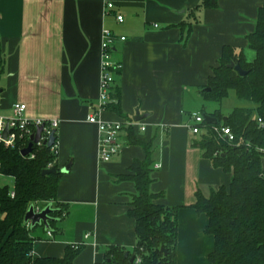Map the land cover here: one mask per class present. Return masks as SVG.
I'll list each match as a JSON object with an SVG mask.
<instances>
[{
    "label": "crops",
    "instance_id": "crops-1",
    "mask_svg": "<svg viewBox=\"0 0 264 264\" xmlns=\"http://www.w3.org/2000/svg\"><path fill=\"white\" fill-rule=\"evenodd\" d=\"M201 1L0 0V47L6 61L0 115H11L20 103L30 118L60 121L57 165L70 166L57 192L67 212L52 233L34 230V257L62 258L74 246L82 248L74 264H102L109 248L135 249L136 223L128 213L136 186L120 178L148 154L132 143L133 135L152 145L150 190L163 194L156 203L180 208L178 264H212L215 239L205 234L207 216L193 206L198 195L208 198L228 188L232 173L203 156L195 146L199 136L188 125L204 100L199 88L210 84L224 48L242 53L248 63L255 60L247 37L264 0H218L217 8L197 10ZM108 3L115 7L108 10ZM105 30L117 38L112 59L120 68L113 72L111 101L99 112ZM116 105L122 115L113 110ZM92 114L111 122L140 116L138 122L147 128H124L120 153L100 164L99 132L88 123ZM15 184L0 172V187Z\"/></svg>",
    "mask_w": 264,
    "mask_h": 264
},
{
    "label": "trees",
    "instance_id": "trees-1",
    "mask_svg": "<svg viewBox=\"0 0 264 264\" xmlns=\"http://www.w3.org/2000/svg\"><path fill=\"white\" fill-rule=\"evenodd\" d=\"M218 0H202L197 10L217 8ZM255 30L247 37L248 45L256 53L252 63L246 62L242 53L226 47L207 87L199 88L205 101L221 104L233 91L242 106L236 107L228 117L220 110L202 113L216 119L217 126L230 127L236 136L235 145L216 138L208 130L199 135L195 146L203 156L211 160L215 168L232 173L230 186L211 192L210 196L198 195L193 208L205 214L208 225L205 234L215 239V247L209 255L212 264H264V5L258 10ZM185 27V24H181ZM190 34V30L188 31ZM240 64L248 72L244 77L228 66ZM6 72V61L0 47V83ZM211 91L206 92L205 89ZM1 90V88H0ZM119 106L113 110L122 115ZM262 119L263 125L258 123ZM133 144L147 151L144 161H135L130 174L120 179L135 183L136 194L132 197L130 218L136 223L137 244L132 251L112 247L105 252L102 264H178V215L180 208L159 205L156 201L163 194H154L150 186L154 179L152 145L130 135ZM250 144V147L246 145ZM25 144L14 148L0 144V172L15 181L13 189L0 187V264H74L81 247L69 246L62 258L34 257V230L44 228L48 233L67 212L66 206L57 201L60 181L64 177L57 165V156L46 146L34 147L31 156L23 157ZM57 168L56 174L43 175V171ZM50 168V169H51ZM14 194V197L11 194ZM47 202L54 211L49 228L31 227L25 216L31 206ZM45 207H40L41 209ZM163 250H166V254ZM128 253V257L125 254ZM135 261L131 262V258Z\"/></svg>",
    "mask_w": 264,
    "mask_h": 264
},
{
    "label": "built area",
    "instance_id": "built-area-1",
    "mask_svg": "<svg viewBox=\"0 0 264 264\" xmlns=\"http://www.w3.org/2000/svg\"><path fill=\"white\" fill-rule=\"evenodd\" d=\"M115 7L113 3H108L107 9L112 10ZM117 21L123 23L122 16H117ZM102 36L101 44V57H102V76L100 84L99 96V112H104L111 101V92L113 90L115 79L113 72L120 68L113 59L112 54L115 51V43L117 38L109 30H105ZM121 41H125L124 37L120 38ZM27 106L25 104H14L12 113L9 116L0 115V144H3L7 148H14L19 142L25 144V148L31 142V137L37 133L38 128L43 127L42 139L34 147L42 148L47 146L50 137L54 131H57L60 121L58 120H45L41 118H30L26 115ZM192 124L188 127L195 135L204 134L207 130V124L204 115L195 113L191 115ZM88 123L96 125L99 132V144H98V158L99 163L110 162L114 157L120 153L123 144L120 142V134L124 128H138L142 131L146 130V126L135 120H127L122 122L105 121L98 114H92L88 117ZM258 123L263 125L262 119H258ZM212 131L216 135V138L229 145H235L236 136L230 127L217 126V124H210ZM8 132L7 138L4 137L5 132ZM57 140L55 145L51 148L53 153L58 155ZM250 147V144L246 145ZM264 154V149H258ZM32 158L34 155L30 154ZM49 166L48 169H50ZM158 168V166L156 167ZM14 197V194H11ZM40 207H37V211H41ZM90 235L86 236L88 239Z\"/></svg>",
    "mask_w": 264,
    "mask_h": 264
},
{
    "label": "water",
    "instance_id": "water-1",
    "mask_svg": "<svg viewBox=\"0 0 264 264\" xmlns=\"http://www.w3.org/2000/svg\"><path fill=\"white\" fill-rule=\"evenodd\" d=\"M229 68L231 69H235L238 74L242 77L246 76L248 74L247 71H245L243 68H241V65L240 64H235V63H231L229 66ZM206 92H209L211 91L210 88H206L205 89ZM204 118L206 120L207 123L209 124H217V121L216 119L212 118L211 116L209 115H204ZM141 118L140 116H137L136 117V121H140ZM42 132H43V127H40L38 128L37 130V133L31 137V142L28 144V146L26 148H24L22 151H21V155L23 157H28L30 156V154L33 152L34 150V146L36 144H38L40 141H41V137H42ZM7 135H8V132L6 131L5 132V135L4 137L7 138ZM57 140V136H56V131H54L50 137V140L47 144V146L49 148H52L54 145H55V142ZM69 168L70 166H67L65 167L64 169H61V173L62 174H67L69 172ZM58 172L57 168L53 167L49 170H45L43 171V175H48V174H56ZM54 211V209L51 208V206H47L45 208H43L40 212L37 211L36 207L33 205L29 208L26 216H25V222L27 224H30L31 227H36V226H45L46 229H48L50 226V222L53 220L51 217H50V214ZM166 254V250H163ZM128 253L125 254V257H128ZM135 261V257H132L131 258V262H134Z\"/></svg>",
    "mask_w": 264,
    "mask_h": 264
},
{
    "label": "rangeland",
    "instance_id": "rangeland-1",
    "mask_svg": "<svg viewBox=\"0 0 264 264\" xmlns=\"http://www.w3.org/2000/svg\"><path fill=\"white\" fill-rule=\"evenodd\" d=\"M242 106V103L238 101L236 98V95L233 91L229 93V96L226 98V100H223L221 104L216 103V102H210V101H205L203 99L200 100V106L199 109L197 110L201 115H204L202 113L203 107H206V112L207 113H212L215 110H220L222 116L228 117L233 110L238 107ZM264 161V159H263ZM263 163V168H264V162ZM48 203L47 202H39L37 205L39 207H45Z\"/></svg>",
    "mask_w": 264,
    "mask_h": 264
}]
</instances>
